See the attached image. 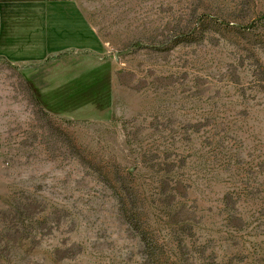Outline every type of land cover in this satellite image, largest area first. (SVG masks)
<instances>
[{
	"label": "rangeland",
	"instance_id": "obj_1",
	"mask_svg": "<svg viewBox=\"0 0 264 264\" xmlns=\"http://www.w3.org/2000/svg\"><path fill=\"white\" fill-rule=\"evenodd\" d=\"M55 1L85 45L0 5V264H264V0Z\"/></svg>",
	"mask_w": 264,
	"mask_h": 264
},
{
	"label": "crops",
	"instance_id": "obj_2",
	"mask_svg": "<svg viewBox=\"0 0 264 264\" xmlns=\"http://www.w3.org/2000/svg\"><path fill=\"white\" fill-rule=\"evenodd\" d=\"M17 5L26 4L30 5L27 10L29 14H26L27 20L31 22V29L37 30V35L34 36V43L38 45L42 54H47L50 52L61 50V44L67 43L75 39L74 42L78 40L81 44H86L89 37V29L87 23L79 17L80 13L77 12L74 7L68 2H57L55 0H0V5L3 6L2 13L4 19L16 18L15 13H12L7 5ZM64 9L65 12H58L56 9ZM68 11V12H67ZM63 21L67 23L62 24ZM68 26V27H67ZM9 24L6 27L0 26V38H7L8 32L11 31ZM67 27V29H65ZM70 28V29H69ZM69 29V30H68ZM70 45V44H69Z\"/></svg>",
	"mask_w": 264,
	"mask_h": 264
}]
</instances>
